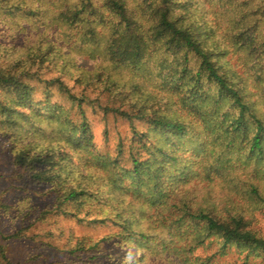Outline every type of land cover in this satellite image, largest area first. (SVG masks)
<instances>
[{"label":"trees","instance_id":"obj_1","mask_svg":"<svg viewBox=\"0 0 264 264\" xmlns=\"http://www.w3.org/2000/svg\"><path fill=\"white\" fill-rule=\"evenodd\" d=\"M13 5L26 14L34 13L25 4ZM130 5L139 9L143 21ZM5 6L0 4V10ZM257 13L264 17V0H78L73 7L59 10L57 18L69 25H84L75 52L95 60L93 69L78 67L63 46L44 34L14 30L0 16V135L9 143L11 175L27 185L51 186L56 197L46 213L60 212L89 224L109 221L108 211L114 210L110 201L105 200L107 208L98 206L93 213L92 203H100L99 191L91 189L84 171L73 169V153L92 146L83 105L126 118L132 141L145 137L134 124L144 120L160 137V144L143 143L141 148L149 154L144 160L140 149L130 144L127 170H119L117 164L123 152L120 141L112 158L98 156V164L112 174L111 186L117 188L128 180L136 190L147 187L153 197L149 204L166 213L162 226L168 221L178 226L191 221L199 232L193 239L197 245L203 242L201 235L213 236L220 239L222 249L236 245L259 254L264 238L248 229L241 216L221 217L213 207H193L182 200L177 206L157 197L164 194L161 178L177 162L164 146L174 145L185 135L196 139L202 129L217 152L207 151V143H198L197 151H207L203 164L211 163L201 168V174L210 179L214 170L219 175L212 164L217 165L227 151H235L240 164L250 168L244 179L234 176L235 186L245 187L252 199L264 205V80L255 77L263 89L249 100L246 79L229 59L232 48H243L250 62L264 68V37H257L258 23L252 19ZM95 24L108 29L105 38L96 36ZM48 71L54 75L47 77ZM63 75L86 93H75ZM87 91L106 97L105 105L97 96L89 98ZM54 92L70 106L52 101ZM230 166L224 169L227 174L233 171ZM90 213L95 216L89 218ZM121 219L119 235L133 236V222L128 216ZM138 232L137 240L148 237ZM0 258L10 264L1 244Z\"/></svg>","mask_w":264,"mask_h":264},{"label":"rangeland","instance_id":"obj_2","mask_svg":"<svg viewBox=\"0 0 264 264\" xmlns=\"http://www.w3.org/2000/svg\"><path fill=\"white\" fill-rule=\"evenodd\" d=\"M77 2L78 0H0L1 5H6V8L0 10V16L5 17L7 25L14 30L24 28L44 34L48 40L63 46L64 53L72 55L73 62L78 67L93 69L97 63L95 60L75 52L85 31L84 25H69L57 18L59 10L73 7ZM12 4L30 6L34 13L26 14L21 9L12 7ZM129 8L140 22L143 21L144 17L136 6L130 5ZM252 19H256L258 23L257 37H264V17L257 13ZM94 29L97 37L107 36L108 29L105 26L95 24ZM229 59L246 79L248 99H255V94L259 95V91L263 89L255 77L260 75L264 80V68L260 70V63L250 62L252 58L246 56L243 48H232ZM74 63L70 62V66L73 67ZM47 73V77L54 75L50 71ZM62 77L68 86L73 87L75 93H86L73 80L64 78V75ZM87 93L89 98L97 96L101 106L105 105L106 97L90 91ZM36 97L40 95L37 94ZM51 99L66 107L70 106L66 98L55 92ZM170 106L168 104L169 111ZM83 108L92 133V146L88 151L73 153V169L77 172L84 171L85 181H88L93 191H99L100 203H92L93 213L98 206L105 209L109 203L112 204L114 210L108 211L111 213V220L89 224L86 220H78L60 212L46 213L45 209L52 204L56 193L49 184L27 185L11 175L13 166L9 143L0 135V244L10 264H264V250L256 254L251 253L248 247L236 245L222 249L220 239L204 235H201L204 237L202 244L197 245L193 239L199 232L191 221H183L180 226L168 221L163 227L162 219L166 213L149 204V199L153 197L147 187L136 190L128 180L117 188L112 187L109 183L112 174L98 164V156L112 158L120 141L123 152L117 159V164L119 170H127L130 168V144L135 149H140V159L144 160L149 154L145 148H141L143 143L149 146L157 141L160 144V137L151 131L147 122L137 120L135 127L145 137L140 142L132 141L126 118L88 103ZM175 108L172 106L171 109ZM70 115L74 121L78 120L74 110L70 111ZM200 130L201 134L196 139L185 135L180 140L176 139L174 145L168 143L164 146L167 153L176 155L177 162L170 164L169 167H173V170L161 178L164 194L157 196L159 201L165 200L180 206L182 200L187 204L191 203L193 207H213L221 217L239 215L248 229L264 238V205L252 199L245 192V187L235 186L234 176L244 179L245 172L250 168L246 169L240 164L235 151H227L225 158L217 165L212 164V168L218 167L219 175L212 170L210 180L206 173L201 174V168L211 164H203V154L210 150H214L215 154L217 149L210 143L211 136ZM198 143L201 146L207 143V151H197ZM228 164L233 168L231 174L224 172V169L230 170L227 168ZM106 199L110 201L107 204ZM93 216L95 215L89 214V218ZM125 216L133 222L130 229L134 232L131 231L133 236L129 238L120 236L121 218ZM138 231H143L148 237L137 240ZM0 264L6 263L0 258Z\"/></svg>","mask_w":264,"mask_h":264}]
</instances>
